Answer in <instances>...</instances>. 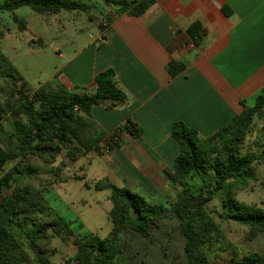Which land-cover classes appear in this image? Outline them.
I'll return each instance as SVG.
<instances>
[{"label": "trees", "instance_id": "16d2710c", "mask_svg": "<svg viewBox=\"0 0 264 264\" xmlns=\"http://www.w3.org/2000/svg\"><path fill=\"white\" fill-rule=\"evenodd\" d=\"M93 2V0H87ZM80 0H5L0 3V13H11L19 8H28L40 16H57L62 13H86L93 3ZM116 9L107 16V24L120 15L138 17L151 4V0H104ZM18 32H24L26 24L17 17L12 18ZM195 26L188 34L195 44L200 36ZM0 31V44L4 38ZM39 42V41H36ZM31 44L35 43L31 41ZM45 48L44 43H37ZM183 65L170 61L167 71L170 76L178 74ZM6 84L3 102L0 103V208L7 215V223L0 228V264H50L42 249L48 233L63 242L73 236L69 223L54 217L42 221L39 216L52 212L43 197L44 189L36 188L32 182L40 174L30 165L38 162L52 167L60 154L65 152L69 161L93 152L98 156L107 154L122 145L123 134L139 138L141 131L130 121L111 134L97 131L90 120V110L99 105L113 109L123 105L127 97L117 87L113 70L107 69L94 77V92H71L56 79L31 88L4 56L0 48V79ZM242 110L228 124L212 136L200 139L197 132L181 122L170 127V137L178 153L172 162L170 173H165L172 185L179 187L176 199L169 204L178 221V229L184 239V264H217L214 261L229 250V245L219 233L206 205L215 193L232 186L222 200V208L228 209L223 220L245 226L246 241L264 234V209L237 201L234 195L256 181L253 165L262 162L260 156L242 152V147L255 118L264 113V95L256 98L253 107L240 103ZM76 109V111H74ZM11 122V130L3 131L2 122ZM4 135L7 141L1 144ZM14 164L7 170V163ZM62 164V163H61ZM56 182H65L57 170L52 171ZM198 180L200 186L194 191L187 183ZM94 190L108 191L111 208L108 218L109 234L103 239L90 235L74 238L75 254L66 264H117L120 258L119 235L131 231L134 235L148 237L149 227L163 215L161 204L150 203L145 197L124 187L96 182ZM29 226L32 231L24 236L13 233L14 228ZM26 243V246H24ZM219 255H213L216 248ZM219 256V257H218ZM222 264H264V255L257 252L231 257Z\"/></svg>", "mask_w": 264, "mask_h": 264}, {"label": "crops", "instance_id": "0c3cea01", "mask_svg": "<svg viewBox=\"0 0 264 264\" xmlns=\"http://www.w3.org/2000/svg\"><path fill=\"white\" fill-rule=\"evenodd\" d=\"M151 1L138 17L123 14L103 28L89 22L85 31L97 33L89 34L81 45L79 35L70 33L78 29L57 15L54 25L62 36H69L57 40L59 48L54 51L60 66L48 80L36 78L33 86L22 77L31 88L56 79L71 92L90 94L95 89L94 77L113 70L116 85L127 100L113 109L93 107L90 120L104 134L113 133L127 121L141 134L138 139L123 134L120 148L96 154L105 165L99 166L95 178L147 200L172 185L165 173L171 172L178 153L170 137L173 123L181 122L206 139L241 112V102L250 108L264 95V0ZM96 2L108 14L116 9L104 0ZM193 26L201 35L198 44L188 34ZM29 48L25 57L40 54L47 45ZM170 61L183 65L174 76L167 71ZM246 144L249 149L264 147V113L253 120ZM7 219L0 208V228ZM30 231L27 226L13 229V233Z\"/></svg>", "mask_w": 264, "mask_h": 264}, {"label": "rangeland", "instance_id": "374dc122", "mask_svg": "<svg viewBox=\"0 0 264 264\" xmlns=\"http://www.w3.org/2000/svg\"><path fill=\"white\" fill-rule=\"evenodd\" d=\"M4 1L0 0V3ZM80 1L88 2L87 0ZM88 3H93V8L86 13L60 14V21L70 23L78 29L77 31L73 29L70 33L79 35L77 40L80 45L87 42L89 34L96 35L97 33L94 29L85 31V26L89 22H96L98 27L103 28L107 25V16H109L101 3H95V0ZM13 17L19 18L26 24L27 29L24 32L14 34L16 26L13 23ZM43 18L47 20L42 22ZM56 20V16L42 17L25 7L11 13H0V31L4 34L0 44L1 51L29 85L33 86L36 78H40V82L48 80L49 76L54 74L60 66L59 61L56 60L57 53L54 50L59 48L58 39L69 38V36L61 35L57 25H54ZM47 21L48 23H46ZM31 41L35 45L31 44ZM36 41L44 43L47 48L40 54L25 57L29 47H37L36 44L39 42ZM5 90L6 84L1 78L0 103L3 102ZM2 125L4 133L11 130L9 120L2 122ZM2 136L1 144L5 146L7 141L4 135ZM251 151L260 156L264 147L256 145L255 148L249 149L247 144L242 147L244 153ZM13 164L14 162L7 163L4 170L7 171ZM30 165L36 167L40 172L32 184L36 188H45L43 197L52 211L39 216V219L49 221L55 215L69 223L73 233L71 239L65 242L48 233L47 240L42 244L43 252L50 264H66L75 254L74 238H86L94 235L103 239L111 230L108 218V211L111 208L109 192L94 190V185L97 182L95 176L98 175L99 166L105 165L104 161L96 154L91 153L72 162L65 157L64 152L59 155L52 167L44 166L38 162H31ZM253 168L256 181L249 183L246 189L236 192L234 198L244 204L264 209V165L262 162H258L253 165ZM54 169L57 170L61 179L67 181L65 184L59 185L60 183L56 182L52 186H47L48 182L55 181L52 173ZM91 170L92 174L89 173ZM187 185L196 191L200 186V181H189ZM227 190L234 191L232 186L223 189L215 193L212 200L206 205V211L218 224L219 233L224 235L222 241L229 245V250L214 262L222 264L231 257L238 259L243 254L250 252L264 255V234L256 236L251 241H246L244 236L247 228L245 226L223 220L225 213L228 212V209L222 208V200L226 198ZM179 191L178 186L171 185L169 189L148 197L151 202L162 204L165 211L156 223L149 227L148 237L134 235L131 231H124L119 235L120 258L117 259V264H184V239L179 232L178 221L169 207ZM16 234L23 237L25 233ZM217 249L212 252L213 255H219Z\"/></svg>", "mask_w": 264, "mask_h": 264}, {"label": "built area", "instance_id": "2783aa9c", "mask_svg": "<svg viewBox=\"0 0 264 264\" xmlns=\"http://www.w3.org/2000/svg\"><path fill=\"white\" fill-rule=\"evenodd\" d=\"M191 47L193 46V43H191V45H190ZM74 111H76V109H74Z\"/></svg>", "mask_w": 264, "mask_h": 264}]
</instances>
